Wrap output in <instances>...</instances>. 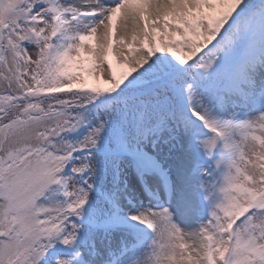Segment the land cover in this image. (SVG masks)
Here are the masks:
<instances>
[{
  "label": "snow or ice",
  "instance_id": "snow-or-ice-1",
  "mask_svg": "<svg viewBox=\"0 0 264 264\" xmlns=\"http://www.w3.org/2000/svg\"><path fill=\"white\" fill-rule=\"evenodd\" d=\"M0 264H264V0H0Z\"/></svg>",
  "mask_w": 264,
  "mask_h": 264
},
{
  "label": "rangeland",
  "instance_id": "rangeland-1",
  "mask_svg": "<svg viewBox=\"0 0 264 264\" xmlns=\"http://www.w3.org/2000/svg\"><path fill=\"white\" fill-rule=\"evenodd\" d=\"M116 71H117V73H120V72L124 71V69L117 68ZM179 153L180 152L173 153L172 156H171V157H173L172 160H174V159H177L178 160L180 158V157H178L179 156ZM161 159L165 161L164 164H163V167L167 168V166L170 164V161H171L170 158H168V159L165 160V157L162 154ZM200 159L205 160L208 163V165H209V161L206 158H202L201 157ZM193 161H194L193 158H192V160L189 161L190 162L189 168H192L194 166V165L192 166V164H191V162L193 163ZM201 165L204 166V167H199L201 170L206 169L208 167V165H206V164H201ZM163 191H164L163 190V187L161 186L159 188V195H158L159 196V200L161 202H167V200H166L167 196H166V194ZM145 197H146V194H145Z\"/></svg>",
  "mask_w": 264,
  "mask_h": 264
},
{
  "label": "bare ground",
  "instance_id": "bare-ground-1",
  "mask_svg": "<svg viewBox=\"0 0 264 264\" xmlns=\"http://www.w3.org/2000/svg\"><path fill=\"white\" fill-rule=\"evenodd\" d=\"M178 157H180L178 160L177 159L172 160L173 157H170L171 160L170 164L174 167V169H182L185 172H190L191 168H189L190 166L189 161L192 160V158L189 156H185L183 153H179ZM156 194L159 195V189L156 190Z\"/></svg>",
  "mask_w": 264,
  "mask_h": 264
},
{
  "label": "trees",
  "instance_id": "trees-1",
  "mask_svg": "<svg viewBox=\"0 0 264 264\" xmlns=\"http://www.w3.org/2000/svg\"><path fill=\"white\" fill-rule=\"evenodd\" d=\"M91 83H96V82H95V81H93V80H90V84H91Z\"/></svg>",
  "mask_w": 264,
  "mask_h": 264
}]
</instances>
